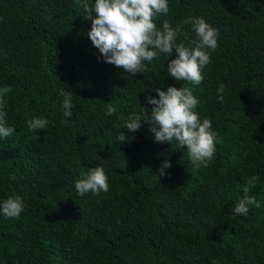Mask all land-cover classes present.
<instances>
[{
	"label": "trees",
	"instance_id": "1",
	"mask_svg": "<svg viewBox=\"0 0 264 264\" xmlns=\"http://www.w3.org/2000/svg\"><path fill=\"white\" fill-rule=\"evenodd\" d=\"M169 6L155 23L182 25L178 42L195 39L183 24L190 17L219 29L199 86L168 76L175 52L135 76L106 63L77 0H0V88L11 89L4 110L15 129L0 138V203L16 195L25 203L18 218L0 211V264H264V0ZM182 85L194 87L201 119L223 140L206 167L176 142H156L148 124L123 128L153 107L146 97L158 98L155 89ZM61 90L74 105L66 124ZM109 104L117 111L106 116ZM34 117L47 128L30 130ZM120 132L134 139L118 141ZM166 159L172 166L159 177ZM96 166L109 191L80 196L75 181ZM251 176L261 207L238 215Z\"/></svg>",
	"mask_w": 264,
	"mask_h": 264
},
{
	"label": "clouds",
	"instance_id": "2",
	"mask_svg": "<svg viewBox=\"0 0 264 264\" xmlns=\"http://www.w3.org/2000/svg\"><path fill=\"white\" fill-rule=\"evenodd\" d=\"M81 4L87 20H91L88 37L99 50L106 63L122 68L124 73L135 76L145 73L146 63L158 59L160 55L166 58L173 55L167 63V73L177 82H187L188 85L199 86L204 80V69L211 64V53L218 47L219 29L213 27L203 17H190L183 24H191L195 39L188 44L178 42L182 25L172 27L165 20L158 27L155 20L170 11L169 0H95L94 5L89 0H77ZM225 85L221 84L217 92L223 101ZM9 87L0 88V138L13 135L15 129L7 124V113L4 110L5 97L10 93ZM158 98L152 95L146 97L150 109L142 106V111L129 117L123 128L129 133L140 130L144 124L149 125V131L155 141L172 146L176 142L179 148L186 149L192 165L199 168L208 166L217 151V144L223 140L212 127L210 119H201L197 111L199 98L194 95V87L169 86L167 90L155 89ZM63 96L62 123H67L72 116L73 99L71 91L61 90ZM117 109L108 105L105 115L111 116ZM30 130L46 129L48 120L34 117L29 120ZM134 139L124 132L117 136L118 141ZM171 161L164 160L158 170L159 177L167 175L166 169L171 168ZM258 177L251 176L243 186L244 195L235 205L234 212L247 215L250 207L261 204L249 192L256 185ZM110 188L109 176L102 166H96L80 173L75 181V189L80 196L91 192L99 195ZM25 203L19 195L10 196L0 203V211L5 217L18 218L24 211Z\"/></svg>",
	"mask_w": 264,
	"mask_h": 264
}]
</instances>
